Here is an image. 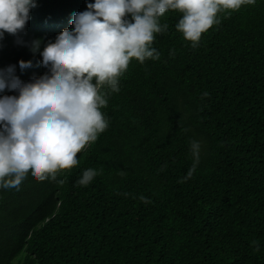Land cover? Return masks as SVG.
I'll list each match as a JSON object with an SVG mask.
<instances>
[{"label":"trees","instance_id":"16d2710c","mask_svg":"<svg viewBox=\"0 0 264 264\" xmlns=\"http://www.w3.org/2000/svg\"><path fill=\"white\" fill-rule=\"evenodd\" d=\"M92 2L36 0L24 31L0 41V69L24 83L50 74L40 53ZM181 18L159 19L160 59L130 62L101 109L109 127L63 184L29 173L19 191L0 187V264H264V0L218 13L195 48Z\"/></svg>","mask_w":264,"mask_h":264},{"label":"clouds","instance_id":"9594fccd","mask_svg":"<svg viewBox=\"0 0 264 264\" xmlns=\"http://www.w3.org/2000/svg\"><path fill=\"white\" fill-rule=\"evenodd\" d=\"M254 2L94 0L87 10L74 13L72 29H64L40 53L50 74L24 83L12 75L13 66L0 69V93L6 89L18 93L0 96V187L19 191L29 173L40 182L64 183L57 175L75 167L78 153L109 127L101 109L111 94L120 91L119 79L130 62L160 59L152 45L155 34L168 28L159 22L166 12L182 13L177 31L195 48L202 34L219 23L218 13ZM36 6V0H0V41L5 33H22ZM40 45V40L32 41L31 51L38 52ZM30 66L31 62L20 61L22 69ZM104 86L107 90L101 91ZM191 151L195 161L186 179L199 163L200 143L192 141ZM97 175L89 168L77 183L86 186ZM252 243L259 251L258 242Z\"/></svg>","mask_w":264,"mask_h":264},{"label":"rangeland","instance_id":"374dc122","mask_svg":"<svg viewBox=\"0 0 264 264\" xmlns=\"http://www.w3.org/2000/svg\"><path fill=\"white\" fill-rule=\"evenodd\" d=\"M23 254H24V250L19 254L17 255L14 259H13V262H16L18 261L19 259H21L23 257Z\"/></svg>","mask_w":264,"mask_h":264}]
</instances>
